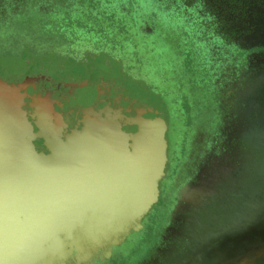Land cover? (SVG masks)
<instances>
[{"label":"rangeland","instance_id":"1","mask_svg":"<svg viewBox=\"0 0 264 264\" xmlns=\"http://www.w3.org/2000/svg\"><path fill=\"white\" fill-rule=\"evenodd\" d=\"M223 30L264 47V0H0V264L29 238L34 256L69 233L64 264H136L161 246L160 264H264V76L237 103L252 162L194 187L198 218L165 230L219 133L218 56L236 48ZM39 193L23 234L13 223ZM54 208L68 229L53 228Z\"/></svg>","mask_w":264,"mask_h":264},{"label":"flooded vegetation","instance_id":"2","mask_svg":"<svg viewBox=\"0 0 264 264\" xmlns=\"http://www.w3.org/2000/svg\"><path fill=\"white\" fill-rule=\"evenodd\" d=\"M219 27H222L219 25ZM225 35L226 33L230 37V42L235 45L236 48L234 52H227L225 49L221 50V56H218L219 65L216 68L217 73L224 77V83L222 84L229 91L225 93L224 97V106L223 116L218 123L219 133H214L212 139L208 142L207 150L204 152V156L201 158L199 164L196 166L195 171L189 177L188 181L183 184L177 193L178 202L176 209H173L170 214V222L166 227V232L168 235L176 234L174 224L182 223V221H188L193 224V219H197L195 213L197 202L194 201L197 198L195 189L199 185L205 184L208 180L211 179L212 174L215 171H220V169H230L233 175H242V172H245L244 167L246 164L252 162L251 151L247 148V145L243 142L237 140L238 130L241 127V120H238L237 116L240 114V106L237 104L240 101L242 96H245L248 92L247 90L251 89L256 81L264 76V47L260 44L254 45L255 41L250 40L246 34L245 35H234L228 30H223ZM227 36V35H226ZM248 48H252L249 52H246L245 61L240 63L238 62V53L248 51ZM214 49V48H213ZM217 57V58H218ZM215 61V60H214ZM245 65V69L241 68V65ZM237 75L239 78L236 80L232 78V75ZM236 101V103H235ZM232 175V174H231ZM218 185V184H216ZM184 189L187 191L188 195L191 196L194 204L190 205L188 209L190 213L182 214L181 203L184 199ZM184 195V196H183ZM208 198V196H206ZM196 223V222H195ZM178 231V230H177ZM157 254L153 255L148 259L150 253H145L137 261L136 264H160L165 259V255H168L166 247H158Z\"/></svg>","mask_w":264,"mask_h":264},{"label":"water","instance_id":"3","mask_svg":"<svg viewBox=\"0 0 264 264\" xmlns=\"http://www.w3.org/2000/svg\"><path fill=\"white\" fill-rule=\"evenodd\" d=\"M51 143H52V140H51ZM51 146H53V144ZM82 161H85V164L87 162L84 159L81 160V162L78 165L79 168L80 167L82 168V163H83ZM76 165H77V163H76ZM101 169L102 168H100V167L97 166V173H99V175H100ZM57 171H58V169H57ZM84 171H85V173L87 172L86 171V165H85ZM40 177H41V179H39V180L41 181V187H42V185H44V183H46V181L43 179L44 178V174L42 176V173H41L40 174ZM47 184H48V182H47ZM40 195H42V193L41 194L40 193L39 194H36L33 197L31 195V197H29V199H28L29 205L30 204H34V206H33L32 209H28L30 207L29 206L27 208V211L26 210L23 211V214L24 215L22 216V218H25V220L24 221L23 220L18 221V219H17V222H14L13 223V226L15 227L14 229L19 228V231H22L23 230V234H24V232H27V230L28 231H34V229H35V226L34 225L37 224L36 222H37V220L39 218V216H38L39 215V211L42 210V206H40V204L42 205V196H40ZM77 201H78V199L74 201L75 202V205H74V202H72L71 205L76 206ZM43 207H44V205H43ZM48 210H49V207L45 211H48ZM53 211H55V212H53V214L51 212H46L47 213V219L49 218V216L51 218H54V220L57 219V218H61L60 220L53 221V225H52L54 229H58L56 231H59V230L65 228L66 225H68V222L70 220V214H69V216L66 215V217L65 216L63 217V214L60 213L55 208H54ZM44 213L42 211L41 214H40L41 215L40 217H42V214H44ZM6 214H7V217L10 218L11 212H7V213L5 212V215ZM59 214H61L62 216L59 215ZM3 215H4V213H3ZM7 222H8V220H7ZM39 225H40V223H39ZM46 227H47V225L45 226V228ZM84 227L85 228H83L84 229L83 230V234H85V236H83V237L86 238L87 234H90L91 233L90 236H89V239H91V241H96L93 238L94 232L96 231V222H90L89 220H87V222H85V224H84ZM91 228H93L92 232H91ZM65 229H68V226ZM109 230H110L109 228H106L105 227V223L102 222V225H101V228H100V232L102 233L101 238H103V240L107 236ZM68 235L70 236V233L69 234H66L65 235V238H59V239H57V241L55 242V244H53L55 246L54 248L47 247V248H45L43 250H39L38 252L35 253L34 256H29L27 254V253H29L28 250H31V247H32V241L30 240V238H29V240L24 241L22 243H19V244L16 243L18 245L16 246L17 248H16V252L15 253H17V258L18 259L15 260V262H14V258H13L11 260V262L12 263L14 262L13 264H64V263L61 262V259H62V257L63 258L64 257H67V255L70 252L69 249L71 247V243L68 242L69 239H66V238H68ZM21 236H22V234H21ZM97 242H98V240H97ZM75 245H76V243H75ZM75 248H76V246H75ZM18 253L19 254H26V255H25V257L19 258L18 257L19 254ZM13 254H14V252H13ZM3 255H4V251H3L2 246H0V258ZM13 257H14V255H13Z\"/></svg>","mask_w":264,"mask_h":264},{"label":"bare ground","instance_id":"4","mask_svg":"<svg viewBox=\"0 0 264 264\" xmlns=\"http://www.w3.org/2000/svg\"><path fill=\"white\" fill-rule=\"evenodd\" d=\"M47 10V9H46Z\"/></svg>","mask_w":264,"mask_h":264}]
</instances>
